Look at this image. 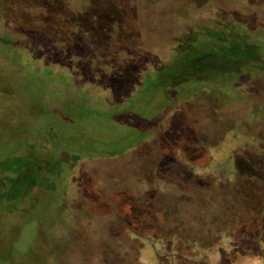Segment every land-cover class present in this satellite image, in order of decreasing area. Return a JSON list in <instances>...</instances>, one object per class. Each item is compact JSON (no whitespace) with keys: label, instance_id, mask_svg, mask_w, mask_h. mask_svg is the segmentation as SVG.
Returning <instances> with one entry per match:
<instances>
[{"label":"rangeland","instance_id":"rangeland-1","mask_svg":"<svg viewBox=\"0 0 264 264\" xmlns=\"http://www.w3.org/2000/svg\"><path fill=\"white\" fill-rule=\"evenodd\" d=\"M0 264H264V0H0Z\"/></svg>","mask_w":264,"mask_h":264},{"label":"trees","instance_id":"trees-1","mask_svg":"<svg viewBox=\"0 0 264 264\" xmlns=\"http://www.w3.org/2000/svg\"><path fill=\"white\" fill-rule=\"evenodd\" d=\"M242 49V48H241ZM241 54H242V52H240ZM138 133L136 134V136H137V139L138 138H142L143 136H142V133L140 132V131H138V130H136ZM97 133L98 134V137L99 138H101L103 135L104 136H106V135H111V133H110V131L109 130H93V133ZM140 134V135H139ZM120 136L123 138L124 136L123 135H121L120 134ZM125 136H128V134H126ZM109 140H110V138H108ZM97 142H98V144H99V148L98 147H96V149L97 150H95V151H92V152H98V151H100V152H103V153H106V154H108V155H117V154H120V153H122V151H117V152H115V153H108L106 150H108V149H106L105 147H107V145H108V143L109 142H104L103 140H101V139H98L97 140ZM100 148H104L103 150H105V151H101L100 150ZM253 227H256V225H252L250 228H249V230L248 231H246V233H248Z\"/></svg>","mask_w":264,"mask_h":264},{"label":"flooded vegetation","instance_id":"flooded-vegetation-1","mask_svg":"<svg viewBox=\"0 0 264 264\" xmlns=\"http://www.w3.org/2000/svg\"><path fill=\"white\" fill-rule=\"evenodd\" d=\"M253 72H255V71H253ZM248 74H249V75H248V76H249V78H251V77H252V75H255V74H254V73H252L251 71H249V72H248ZM251 74H252V75H251Z\"/></svg>","mask_w":264,"mask_h":264}]
</instances>
